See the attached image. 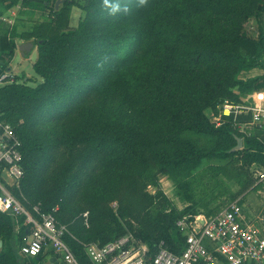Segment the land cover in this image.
Segmentation results:
<instances>
[{"label":"trees","instance_id":"16d2710c","mask_svg":"<svg viewBox=\"0 0 264 264\" xmlns=\"http://www.w3.org/2000/svg\"><path fill=\"white\" fill-rule=\"evenodd\" d=\"M21 2L26 3L28 0H0V5L11 9ZM141 2L142 0H86V4L80 7L86 13V20L77 30L70 28L72 10L78 4L76 0H62L60 9L56 11V7L51 9L46 4L50 12L48 19L36 22L34 32L29 37L34 40L37 48L38 56L33 68L42 78V83L34 88L15 77L13 83L0 87V120L12 119L17 123L26 118L30 123L29 116L37 115L33 124H23L16 129L23 143L22 164L25 176L20 188L13 189V192L20 199L21 193L27 195L29 209L41 204L43 212H49L60 206L58 217L61 222L69 225L73 235L66 237V241L83 264H90L84 245L105 244L127 233L148 244L153 255L161 242L172 252H180L185 237L178 229L177 222L185 216L183 211L171 205L163 193L159 178L161 175H167L177 182L189 178L206 161L241 157L246 174L253 182L248 167L254 163L264 165V141L241 133L231 118H225V123L216 127L205 115V108L196 110L189 128L195 133L213 138L214 143L210 148H199L192 140L180 137L160 138L154 142L155 148L151 156L134 163L130 158L134 142H130L132 138L128 135L113 136L101 131L102 129L79 136L73 135L76 130L74 123L78 118L82 119L79 112L82 109L81 103L88 102L90 97L96 95L99 83L123 85L132 81L134 59L152 57L153 53L156 54L164 46L165 37L157 29L156 22L152 17L143 18ZM128 16L133 22L130 28L119 31L116 27L99 32L111 23L117 25L122 18ZM23 36L16 28L10 31L0 26L2 62L14 59L16 39H23ZM263 57L264 29L260 27L257 37H252L247 32L236 37L229 49L228 58L239 69L250 71L264 69ZM3 72H11V68L1 70L0 74ZM263 77L238 81L236 91L225 89L220 92V102L211 99L209 105L212 104L218 114L219 106L224 100L243 102L244 96L252 93ZM91 80L93 81L90 82ZM79 84H82V88L76 91L75 86ZM32 107L37 108L30 112ZM40 112L42 116L38 115ZM43 122L47 123V129L43 128ZM56 125L63 126L66 132L59 136V132H55ZM237 137L243 139L241 150H234L238 145ZM70 138L76 161H82L81 168L76 170L75 182H83L101 173L110 164L134 167L126 172L122 186H129L133 181L143 185L139 190L123 197H118L117 194L111 198L108 194L107 197L90 201L89 227L85 226L81 214L66 220L62 218V213L66 211L65 199L76 200L80 183L73 182L53 188L49 182L50 176L63 167L60 163V158L64 155L61 148ZM78 145L87 150L84 155L76 147ZM118 147L126 150L115 154ZM72 167L69 163L64 170L70 172ZM148 186H154L156 193L150 194ZM250 186L251 182H247L241 191H247ZM113 200L119 202L116 210L111 205ZM20 224H23V220ZM16 228L13 217L0 212V229L4 230L0 264H18L15 248H19L30 227L22 226L20 232H17L18 240L14 248L11 239ZM33 259L38 260L40 256Z\"/></svg>","mask_w":264,"mask_h":264},{"label":"rangeland","instance_id":"374dc122","mask_svg":"<svg viewBox=\"0 0 264 264\" xmlns=\"http://www.w3.org/2000/svg\"><path fill=\"white\" fill-rule=\"evenodd\" d=\"M76 1L78 4L73 7L70 18L71 30L80 29L86 20V13L80 8L86 4V0ZM61 2L62 0H49L41 5L50 14L47 6L51 9L56 7V11L60 9ZM141 5L143 18L152 17L157 29L163 32L164 46L156 54L153 53L152 57L134 59L132 81L123 85L99 83L96 95L90 97L88 102L81 103L82 109L79 112L82 119L78 118L74 123L76 130L73 135L79 136L100 129L113 136L128 135L132 138L130 142H134V151L130 155L134 163L151 156L155 148L154 142L160 138L180 137L192 140L199 148H210L214 143L213 138L195 133L189 126L199 108H205V115L211 121L214 119L217 114L212 104L209 105V101L215 99L220 102V92L229 88L236 91L238 81L264 76V69L244 71L233 65L228 58L229 49L236 37L243 32L257 37L259 28L264 29V0H142ZM4 7L5 5H0V9ZM3 13L0 10V26L3 29L11 31L16 28L17 32L24 35L25 41H34L29 37L39 20L29 22L16 18L14 23H6ZM131 24L133 22L128 16L122 18L117 25L111 23L99 32L103 33L116 27L122 31L130 28ZM37 56L38 52L34 51L24 58L17 49L14 60H0V70L13 68L11 72L20 82H28L35 88L42 83V78L33 68ZM81 85L75 86L76 91L82 88ZM260 89L264 90V77L259 80L254 90ZM250 94L243 99L247 100ZM36 108L32 107L30 112ZM42 112L38 115L42 116ZM36 117L37 115H30V123L26 118L17 123L12 119L5 121L18 129L23 124H33ZM42 126L48 128L46 122H43ZM56 131L60 136L66 129L57 126ZM72 138L61 148L64 155L60 158V163L63 167L49 178L53 188L75 182L76 170L82 166V161H76L73 154ZM76 147L83 151V155L87 152L81 145ZM125 150L118 147L114 152L117 154ZM69 163L73 167L70 172H66L64 168ZM119 166L109 164L101 173L83 182L76 181L80 183L78 199H65L66 211L62 213L63 220L72 218L73 215L81 214L82 217L83 213L89 211V202L95 198H104L108 194L111 198L117 194L118 197H123L143 187L141 182L136 181L129 186H122L126 172L134 167ZM159 178L161 189L171 205L183 211L184 216L192 220L193 224L199 218L218 215L238 201H241L247 212L251 209L255 216L264 217V184L250 180L241 157L206 161L189 178L177 182L167 175H161ZM247 182H251V186L242 192L241 188ZM147 191L155 194L157 189L148 186ZM18 199L28 208L30 201L26 194L21 193V199ZM118 203V200L111 203L115 210ZM3 234L4 230L0 229V241ZM17 234L15 231L11 239L14 248L18 240ZM22 258L24 262L19 261V264L39 263L37 260L23 256Z\"/></svg>","mask_w":264,"mask_h":264},{"label":"built area","instance_id":"2783aa9c","mask_svg":"<svg viewBox=\"0 0 264 264\" xmlns=\"http://www.w3.org/2000/svg\"><path fill=\"white\" fill-rule=\"evenodd\" d=\"M14 81L11 72L0 74L1 86ZM248 116L251 120L247 122L243 118ZM225 118H231L241 133L249 126L262 128L264 93L253 94L241 103L224 100L211 122L220 127ZM22 148L14 126L0 120V212L13 217L17 232L22 226L30 227L19 245L20 255L38 258L53 252L63 264H83L66 241V237L73 235L69 225L58 217L60 206L49 212H43L41 204L29 209L12 193L20 188L25 176ZM248 171L254 182L264 184V165L251 164ZM82 218L89 227V213H83ZM177 227L185 237L178 253L161 242L153 255L150 246L131 233L105 244L84 245V251L90 264H264V218H250L241 201L216 216L199 218L195 224L185 216L177 222Z\"/></svg>","mask_w":264,"mask_h":264},{"label":"crops","instance_id":"0c3cea01","mask_svg":"<svg viewBox=\"0 0 264 264\" xmlns=\"http://www.w3.org/2000/svg\"><path fill=\"white\" fill-rule=\"evenodd\" d=\"M48 1L49 0H28V2H26V3L25 2H21L17 6L11 8V9H6L4 7L3 9H0L2 12H4L3 15H2L3 16V20H5L6 23H7V21H8V23H14V20L16 18L25 19V20H27L29 22L37 21V20L44 21L45 19H43V18H46V17L48 18L49 14L46 12V10L43 8V6L41 4L43 2L44 3H48ZM9 17H11V19H9ZM24 42H27V41H25L22 38L16 39L17 49H18V46L21 43H24ZM34 51H37V48H35ZM259 92H263L264 93V90H262V89L254 90L253 93H251L249 95V98H250L251 95L259 93ZM244 119L248 122V121L251 120V117L250 116L244 117ZM243 134L246 135V136L254 137V138H257V139H259L261 141H264V126L262 128H260V129L255 128L254 126H249V127L245 128L243 130ZM6 179L10 181V179H8L7 177H6ZM263 202H264V194H263ZM244 209H245V206H244ZM246 212H247V210H246ZM247 215L250 218H252V219H255L256 217H258V216L254 215V213L251 211V209L249 210V212H247ZM258 218H260V217H258ZM16 233H17V230H16ZM15 252L19 253L17 248H15ZM19 254L17 255L18 256V264H19V261L24 262L22 256L20 257ZM30 259L34 260V261L36 260V259H33V258H30ZM37 261L39 262L38 264H44L46 262H50V263L59 262L60 264H63V262L60 259V257L55 255L53 252H47V253L41 255L40 259H38Z\"/></svg>","mask_w":264,"mask_h":264},{"label":"water","instance_id":"95a60500","mask_svg":"<svg viewBox=\"0 0 264 264\" xmlns=\"http://www.w3.org/2000/svg\"><path fill=\"white\" fill-rule=\"evenodd\" d=\"M35 48L36 46L33 41H27L18 46V50L20 51V53L24 58L29 56L34 51ZM237 141H238V145L234 150H241L243 148V139L237 137ZM2 244L3 242L0 241V247H2Z\"/></svg>","mask_w":264,"mask_h":264}]
</instances>
